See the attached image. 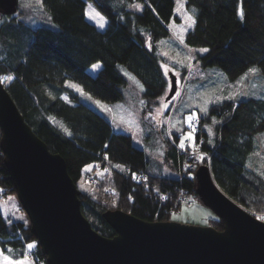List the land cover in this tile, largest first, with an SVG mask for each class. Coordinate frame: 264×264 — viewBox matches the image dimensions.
<instances>
[{
    "label": "trees",
    "instance_id": "16d2710c",
    "mask_svg": "<svg viewBox=\"0 0 264 264\" xmlns=\"http://www.w3.org/2000/svg\"><path fill=\"white\" fill-rule=\"evenodd\" d=\"M88 1L107 18L105 29L87 19ZM41 2L57 28L27 26L15 14L0 13V79L34 132L64 157L78 188L82 180L93 186L79 189L82 212L94 229L107 237L115 235L103 216L113 205L146 221L171 220L181 208V191L198 197L196 170L188 168L195 161L198 167H210L231 198L255 213L264 212V178L247 166L254 138L264 132V99L211 103L200 118L201 132L195 133V141L203 138L210 161L197 163L178 144V132L172 131L174 140H166L160 160L136 146L129 133L115 131L105 115L67 85L71 80L104 101H124L122 88L128 79L122 65L143 84L145 111L161 107L170 83L157 43L171 37L172 22H180L176 0ZM185 7L196 22L186 32L184 44L197 49L196 60L203 67H220L230 81L253 66L264 73V0H185ZM240 8L243 17L237 14ZM97 62L102 66L92 74L89 68ZM8 76L14 78L9 81ZM213 118L217 121L211 136L205 123H213ZM3 159L0 148V199L16 194ZM91 165L105 170V175L88 181L85 169ZM108 186L115 194L107 193ZM209 222L218 230L224 228L217 216ZM29 244L35 246L30 250ZM0 246L15 258L31 256L37 264H47L30 224L6 217L1 207Z\"/></svg>",
    "mask_w": 264,
    "mask_h": 264
},
{
    "label": "water",
    "instance_id": "95a60500",
    "mask_svg": "<svg viewBox=\"0 0 264 264\" xmlns=\"http://www.w3.org/2000/svg\"><path fill=\"white\" fill-rule=\"evenodd\" d=\"M18 3L0 0V13L15 14ZM170 76L167 101L178 88L176 75ZM0 130L4 164L47 264H264V220L231 198L209 166L196 169V192L223 220V230L146 221L115 208L103 214L115 230L107 237L82 212L81 191L64 157L34 132L1 79Z\"/></svg>",
    "mask_w": 264,
    "mask_h": 264
},
{
    "label": "rangeland",
    "instance_id": "374dc122",
    "mask_svg": "<svg viewBox=\"0 0 264 264\" xmlns=\"http://www.w3.org/2000/svg\"><path fill=\"white\" fill-rule=\"evenodd\" d=\"M19 7L20 11H17L15 15L19 20L25 22V25L31 27H58L45 10L41 0H19ZM176 14L180 22H172L169 25L171 37L157 43V49L164 60L163 65H167L172 70L168 73L169 81L171 72L178 74L176 75L178 88L174 98L169 103L166 100L168 90L161 107L154 112L145 111L144 86L132 72L122 65H120V69L128 79V85L122 88L125 95L124 101L107 102L84 90L80 84L71 80L67 82V85L79 94L83 102L110 120L115 131L129 133L136 146L144 148L147 152H152L160 160L163 155V147H166V140H174L172 131L180 134L178 143L180 146L181 138L187 137V134L191 132L192 138H185L184 146L187 144L194 145L195 132L188 125L187 117L189 115L195 114L194 118H203L213 102L250 97L264 99V73L259 67H251L250 69L254 68L256 71L251 72L248 69L235 81H230L226 73L218 66L203 67L196 60L197 49L189 48L184 44L186 32L193 27V24L188 27L191 24L188 19L191 14L185 7V0H176ZM86 16L99 29L106 28L107 18L95 7L92 1L87 2ZM181 38H183V43L180 42ZM198 51L200 53L205 52L203 49ZM101 66V62H97L89 68V71L96 74ZM77 87L82 91H77ZM88 97H91V99ZM63 98L67 101L70 100L67 95H64ZM97 101H99V104H97ZM100 105L104 107L102 108ZM202 110H206V113ZM216 121L215 119V122L212 121L213 123H205V128L211 136H214ZM145 125H147V128ZM156 141H158L157 145ZM254 142L255 149L248 158L247 166L264 178V132L257 134ZM203 159L198 157L197 163ZM166 168L168 167L166 166ZM104 171L96 165L88 166L85 169L88 175L86 179L93 181L94 176L102 175L103 177L105 175L103 174ZM79 188L81 190H91L93 186L82 180L79 183ZM106 191L108 194H115V190L110 186L106 187ZM0 207L6 217L12 220L24 221L27 225L30 224L26 212L20 206L17 194H9L1 198ZM115 208V205L111 207V209ZM245 208L256 217L264 220V212L255 213L248 207ZM216 216L211 208L195 196L193 206H182L179 211L173 214L171 220L207 226L210 225L209 219L216 218ZM0 250H3L1 246ZM4 257H9L13 261H24V264H37L31 256L15 258L4 252V250L3 255L0 256V264H3Z\"/></svg>",
    "mask_w": 264,
    "mask_h": 264
},
{
    "label": "built area",
    "instance_id": "2783aa9c",
    "mask_svg": "<svg viewBox=\"0 0 264 264\" xmlns=\"http://www.w3.org/2000/svg\"><path fill=\"white\" fill-rule=\"evenodd\" d=\"M174 96H173V98H174ZM200 123L201 122H200L199 118L193 119L192 129L194 130L195 133L201 132ZM202 140H203V138H201L198 141H195L193 146L190 144L185 145L183 147L185 150H183V151L187 152L189 157H191V158L197 159L198 157H203V158L207 159L208 161H210V155L202 147ZM188 168L190 170H196L198 168V166H197L196 162L195 163L190 162V163H188ZM0 191L1 192L3 191L2 188L0 189ZM179 202L181 204V207L184 205L191 207V206H193V204L195 202V194L192 192H189L187 190H183V191H181V193L179 195Z\"/></svg>",
    "mask_w": 264,
    "mask_h": 264
},
{
    "label": "snow or ice",
    "instance_id": "6c2138e0",
    "mask_svg": "<svg viewBox=\"0 0 264 264\" xmlns=\"http://www.w3.org/2000/svg\"><path fill=\"white\" fill-rule=\"evenodd\" d=\"M238 15H240L241 17H243V15H244V13H243V10H242V8H240V9H238V13H237ZM188 19L191 21V24H189L188 25V27H191L192 26V24H195V19H194V17H192L191 15H189V17H188ZM181 43H183V38H181V41H180ZM203 51H208L207 49H203ZM163 67V69H164V75L167 77L168 76V73L170 72V71H172L167 65H163L162 66ZM249 71H251V72H255L256 71V69H250ZM174 75H178L177 73H174ZM14 77H12V76H8L7 77V79L9 80V81H11L12 79H13ZM169 83H171V81H169ZM178 83V82H177ZM74 87H76L75 85H74ZM77 91H82L81 89H79L78 87H77V89H76ZM89 99H91V97H88ZM97 104H99V101H97ZM102 108L104 107L103 105H100ZM202 111H205V113H206V110H202ZM194 115L195 114H193V115H189L188 117H187V121H188V125H189V127L191 128L192 127V121H193V118H194ZM197 119H198V117H197ZM213 122H215V118H213ZM185 138H187V139H191L192 138V133L191 132H189L188 134H187V137H182L181 138V147H184V139ZM209 143H211V141H209ZM201 159L203 158V157H200ZM35 245L34 244H29L27 247L29 248V249H31V248H33ZM9 251H11V250H9ZM3 255V250H0V256H2ZM3 264H24V261H13L12 259H10L9 257H4V260H3Z\"/></svg>",
    "mask_w": 264,
    "mask_h": 264
}]
</instances>
